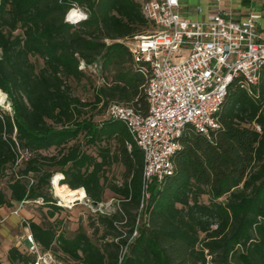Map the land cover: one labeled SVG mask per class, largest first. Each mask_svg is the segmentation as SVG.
Here are the masks:
<instances>
[{
  "label": "trees",
  "instance_id": "16d2710c",
  "mask_svg": "<svg viewBox=\"0 0 264 264\" xmlns=\"http://www.w3.org/2000/svg\"><path fill=\"white\" fill-rule=\"evenodd\" d=\"M72 1L88 19L66 21ZM142 2L0 0V91L14 109L0 108V206L43 199L46 218L30 220L31 231L66 262L264 264V68L254 93L237 81L229 85L210 136L185 130L174 173L153 182L148 198L144 154L126 125L95 119L93 110L103 114L114 102L148 113L149 69L126 43L152 27ZM82 60L101 65L93 100L74 90V82L95 76L79 67ZM25 147L31 155L17 164ZM115 167H122L119 175ZM59 173L61 185L94 203L106 202L108 191L117 198V210L92 218V235L81 228L59 233L66 208L51 192ZM33 261L28 248L12 246L0 264Z\"/></svg>",
  "mask_w": 264,
  "mask_h": 264
},
{
  "label": "built area",
  "instance_id": "2783aa9c",
  "mask_svg": "<svg viewBox=\"0 0 264 264\" xmlns=\"http://www.w3.org/2000/svg\"><path fill=\"white\" fill-rule=\"evenodd\" d=\"M70 5L67 22L77 23L89 18L90 13L78 2L72 1ZM142 12L153 30L137 34L126 43L135 61L149 69L148 113L143 115L131 106L114 102L107 115L123 122L143 151V188L148 198L153 182L160 183L174 173V156L180 149V137L185 130L192 127L210 136L219 127L218 113L233 81L250 93L256 91L264 68V30L259 28L262 17L259 12L237 20L218 10L205 19L196 20L181 14V0H143ZM79 67L95 74L101 65H88L82 60ZM255 128L262 130L259 123H255ZM127 145L132 148L130 142ZM30 155L28 147L19 148L17 164ZM57 177L60 178L55 183ZM63 178L61 173L52 177L51 191H56L55 187L61 185ZM60 199L57 198V204L65 208V202ZM76 199L88 203L95 214L112 212H105L104 202L94 203L87 194ZM27 203L40 205L43 199L24 200L13 214L20 215V209ZM21 222L26 231L24 238L30 243L28 250L34 255L31 264H68L62 262L54 250L39 246L28 218L21 217ZM136 235L137 230L132 238Z\"/></svg>",
  "mask_w": 264,
  "mask_h": 264
},
{
  "label": "crops",
  "instance_id": "0c3cea01",
  "mask_svg": "<svg viewBox=\"0 0 264 264\" xmlns=\"http://www.w3.org/2000/svg\"><path fill=\"white\" fill-rule=\"evenodd\" d=\"M199 8H202L201 12ZM218 10H221L226 17L237 20L246 17L251 12H259L262 14L259 20V28L264 30V0H181V14L192 19H205L208 14ZM63 187L66 188H60L64 192L70 189L67 186ZM28 204L30 203L25 204L20 209V215L13 214V210L19 207V203L11 207L0 206V259L6 263L8 250L12 246L27 249L30 245L29 241L24 238L26 231L21 222V217L32 219L38 223L46 218L44 207L40 206L39 214ZM62 231L61 228L59 233H63Z\"/></svg>",
  "mask_w": 264,
  "mask_h": 264
},
{
  "label": "rangeland",
  "instance_id": "374dc122",
  "mask_svg": "<svg viewBox=\"0 0 264 264\" xmlns=\"http://www.w3.org/2000/svg\"><path fill=\"white\" fill-rule=\"evenodd\" d=\"M152 30H153L152 27H148V28H144L142 32L148 33ZM39 63L41 64L42 60H39ZM102 82H103V77H102L101 68H100V70L95 73V76L94 78H92V81L87 82V80L85 79L80 83L74 82L73 85H74V90L76 94L80 95L82 98L86 100H93L94 86L101 84ZM0 92L4 95V101H5L3 103H0V108L8 110L13 115L14 109L12 106L11 99L9 98L6 92L4 91L3 92L0 91ZM100 110L102 109L98 108L96 110H93V112L97 115L95 116L96 120H101V119H105L106 117H108L107 112L103 114H99L101 113ZM121 170H122V167H117V168L115 167L112 169V172H114L116 175L117 174L119 175ZM51 192L53 193V196L61 200L60 197L56 195V191L54 192L51 191ZM105 200L106 202L103 203V207H102L105 212H110V211H114L118 209L119 202L117 198L112 195L111 192L109 191L107 192ZM65 204H66L65 205L66 209L62 213V218L59 219L60 220L59 228L63 229L62 232L65 233L67 236H72L81 228L83 231L87 232L89 235H92L93 228L90 226V221L92 220V218H95L96 215L88 207V203L82 202L76 199L72 203L65 202ZM28 205L30 208H33L36 213L40 214L41 208L39 205L35 203H31ZM59 259L62 262H65L68 264H77L76 261L74 260L70 262H66L61 254H59Z\"/></svg>",
  "mask_w": 264,
  "mask_h": 264
},
{
  "label": "bare ground",
  "instance_id": "6f19581e",
  "mask_svg": "<svg viewBox=\"0 0 264 264\" xmlns=\"http://www.w3.org/2000/svg\"><path fill=\"white\" fill-rule=\"evenodd\" d=\"M3 102H5L4 101V95L0 92V103H3ZM59 178L60 177L56 178L55 183L58 182ZM59 186L60 185H57L55 187L57 195L60 196L62 198V200L65 201L66 203H72L73 201L76 200L77 197H79V198H84L85 197V194H82L79 189H77V190L68 189V191L64 192V190H62L60 188V187H63V186H60V187Z\"/></svg>",
  "mask_w": 264,
  "mask_h": 264
}]
</instances>
